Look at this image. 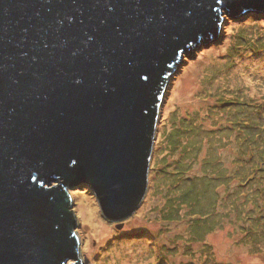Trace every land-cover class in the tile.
Instances as JSON below:
<instances>
[{"label":"water","instance_id":"obj_1","mask_svg":"<svg viewBox=\"0 0 264 264\" xmlns=\"http://www.w3.org/2000/svg\"><path fill=\"white\" fill-rule=\"evenodd\" d=\"M222 8L264 0H0V264H83L76 183L135 214L169 82Z\"/></svg>","mask_w":264,"mask_h":264},{"label":"rangeland","instance_id":"obj_2","mask_svg":"<svg viewBox=\"0 0 264 264\" xmlns=\"http://www.w3.org/2000/svg\"><path fill=\"white\" fill-rule=\"evenodd\" d=\"M222 11L219 39L169 82L135 214L111 219L87 182L70 187L83 264H264V11Z\"/></svg>","mask_w":264,"mask_h":264},{"label":"bare ground","instance_id":"obj_3","mask_svg":"<svg viewBox=\"0 0 264 264\" xmlns=\"http://www.w3.org/2000/svg\"><path fill=\"white\" fill-rule=\"evenodd\" d=\"M81 210H82V212H83L84 215L87 214V215L90 217L89 212H88L87 210H83L82 208H81ZM91 215H92V217H93V216H94V213L92 212ZM94 219H95V218H94ZM97 221H98L97 224H98V223H100V224H99V227H98V225L95 224V227H96V228H100V230H101L102 232L105 231L106 228H105V226L102 224V222H101L100 220H97ZM94 230H96V229H94Z\"/></svg>","mask_w":264,"mask_h":264},{"label":"clouds","instance_id":"obj_4","mask_svg":"<svg viewBox=\"0 0 264 264\" xmlns=\"http://www.w3.org/2000/svg\"><path fill=\"white\" fill-rule=\"evenodd\" d=\"M72 262V261H69V263Z\"/></svg>","mask_w":264,"mask_h":264}]
</instances>
